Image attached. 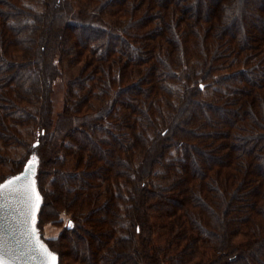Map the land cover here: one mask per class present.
<instances>
[{"label":"trees","instance_id":"16d2710c","mask_svg":"<svg viewBox=\"0 0 264 264\" xmlns=\"http://www.w3.org/2000/svg\"><path fill=\"white\" fill-rule=\"evenodd\" d=\"M1 142L57 264H264V0H0Z\"/></svg>","mask_w":264,"mask_h":264},{"label":"water","instance_id":"95a60500","mask_svg":"<svg viewBox=\"0 0 264 264\" xmlns=\"http://www.w3.org/2000/svg\"><path fill=\"white\" fill-rule=\"evenodd\" d=\"M37 169L38 160L31 157L21 171L0 182V264H52L53 257L57 264L37 229L42 202Z\"/></svg>","mask_w":264,"mask_h":264},{"label":"rangeland","instance_id":"374dc122","mask_svg":"<svg viewBox=\"0 0 264 264\" xmlns=\"http://www.w3.org/2000/svg\"><path fill=\"white\" fill-rule=\"evenodd\" d=\"M62 56L64 57L63 60L60 58V67H62V72H61V75L58 78H56V80L54 81V84H53L54 89H53V94H52L53 105H54V115L56 118H57V114H59V112L62 111V109L64 108V105L65 106L67 105L68 98H70L68 97L69 87L67 85V78H68L67 74H70V72L73 74L74 72V71L73 72L71 71V68L67 69V62H66L67 54L62 55ZM255 77L259 78L257 76ZM75 91L78 92L79 90L76 88ZM34 138L35 136L33 137V139ZM29 143H32V142H29ZM0 148L6 149V147L4 146V142L0 143ZM29 148H31V146ZM9 149H10L9 154L11 158L8 159L7 161H3L0 163V181H3L6 177L17 173L19 169L21 168L20 165L24 162V160H27L28 158L27 155L30 152L29 151L30 149H28V147H25V146L16 147L15 149L13 148H9ZM38 160L40 163V159ZM39 163H38L37 172L39 170V166H41L39 165ZM49 179L51 178L49 177ZM49 187H50L49 183L48 181H46L45 182L46 191L49 190ZM125 192H127V190H125ZM71 216H72L71 213H68L66 210H63L61 212L57 220H54L51 217H46L45 215H43V217L41 216L40 222L37 223V229H38L40 237L43 239L42 241L44 243L46 242L51 243V245L55 248H57L56 245L59 246L61 245L62 242L67 243V240L63 238L62 234L63 232H65L66 227L69 226ZM82 262L83 260L77 259L76 263H82ZM65 264H70L67 259L65 261Z\"/></svg>","mask_w":264,"mask_h":264},{"label":"snow or ice","instance_id":"6c2138e0","mask_svg":"<svg viewBox=\"0 0 264 264\" xmlns=\"http://www.w3.org/2000/svg\"><path fill=\"white\" fill-rule=\"evenodd\" d=\"M39 198H38V196H37V200H38ZM52 264H55V258L53 257V259H52Z\"/></svg>","mask_w":264,"mask_h":264}]
</instances>
